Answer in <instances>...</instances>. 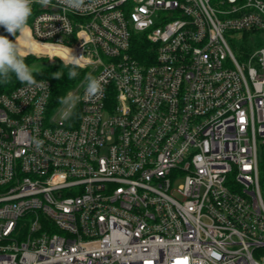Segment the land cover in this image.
Here are the masks:
<instances>
[{
	"label": "built area",
	"instance_id": "obj_1",
	"mask_svg": "<svg viewBox=\"0 0 264 264\" xmlns=\"http://www.w3.org/2000/svg\"><path fill=\"white\" fill-rule=\"evenodd\" d=\"M35 5L29 39L105 84L68 120L48 79L0 92V264H264V45L225 36L264 1Z\"/></svg>",
	"mask_w": 264,
	"mask_h": 264
},
{
	"label": "clouds",
	"instance_id": "obj_2",
	"mask_svg": "<svg viewBox=\"0 0 264 264\" xmlns=\"http://www.w3.org/2000/svg\"><path fill=\"white\" fill-rule=\"evenodd\" d=\"M104 0H57L54 5L52 0H0V27L6 33L15 37L9 39L7 35L0 34V84H8L14 76L21 84L29 87H40L47 91V82H38L36 80L37 73L26 62V56L29 49L20 43V39L24 37L29 29L28 21L33 13V5L39 4L42 7L62 6L64 10L83 11L95 8L103 3ZM67 57H61L65 67H69L67 72L68 78L75 79L78 76L77 69L82 66V56H75L72 50H67ZM59 79L63 72H55L52 74ZM105 81L102 78L94 76L91 72L87 73L84 78V100H92L103 94ZM81 97L71 93L60 97L59 103L62 105L60 110L61 118L68 120L73 114L77 102ZM220 253L214 249H208V260L211 264H216Z\"/></svg>",
	"mask_w": 264,
	"mask_h": 264
},
{
	"label": "trees",
	"instance_id": "obj_3",
	"mask_svg": "<svg viewBox=\"0 0 264 264\" xmlns=\"http://www.w3.org/2000/svg\"><path fill=\"white\" fill-rule=\"evenodd\" d=\"M218 0H212L213 3L217 2ZM238 1H244V0H238ZM264 1V0H263ZM37 11V6L33 5V13L32 15ZM31 17L29 18L28 23L30 22ZM1 32V27H0ZM261 33L259 31H243L240 33L238 39L234 40L232 42V48L235 56L238 59L244 58L246 54L253 50L254 48L264 45V40H262ZM29 51L33 52H46V53H62L60 49L57 47H51V46H35L33 49H29ZM63 54V53H62ZM64 55V54H63ZM136 57L142 58L143 57V51L138 48L136 50ZM40 61H45L44 57H36L35 55L28 54L26 56L25 62L33 68L37 73L36 74V80L45 78L48 79L50 82V88H51V94H50V103L53 105H56L59 103L60 97H63L66 92L70 89H72L76 84L84 77L85 75V69L80 67L77 69V72L79 73L78 76L75 79H69L67 72L69 71V67H65L63 65V62L56 58L51 63H45L43 65L39 64ZM62 71L63 75L57 79L52 74L55 72ZM21 85V83L16 80V78L13 76L12 80L8 84H0V92H7L15 87ZM264 167H262L263 169Z\"/></svg>",
	"mask_w": 264,
	"mask_h": 264
},
{
	"label": "rangeland",
	"instance_id": "obj_4",
	"mask_svg": "<svg viewBox=\"0 0 264 264\" xmlns=\"http://www.w3.org/2000/svg\"><path fill=\"white\" fill-rule=\"evenodd\" d=\"M0 34L2 35H7L9 37V39H15V37L9 35L8 33L5 32V30L1 27V32ZM240 33H227L225 36H226V39L231 47V49L233 50L232 48V42L236 39H238ZM262 37V40H264V33H262L261 35ZM20 43L27 47L28 49H33L35 46H38L39 44H36L35 42H33L31 39H29V37L27 36V32L25 33L24 37L20 39ZM41 46V45H39ZM29 54H32V55H35L36 57H44L45 58V61H40L41 65L45 64V63H51L53 62L56 58L59 59L58 57V53H46V52H33V51H29ZM61 60V59H60Z\"/></svg>",
	"mask_w": 264,
	"mask_h": 264
},
{
	"label": "bare ground",
	"instance_id": "obj_5",
	"mask_svg": "<svg viewBox=\"0 0 264 264\" xmlns=\"http://www.w3.org/2000/svg\"><path fill=\"white\" fill-rule=\"evenodd\" d=\"M62 51V50H61ZM63 54H65L63 51H62Z\"/></svg>",
	"mask_w": 264,
	"mask_h": 264
}]
</instances>
